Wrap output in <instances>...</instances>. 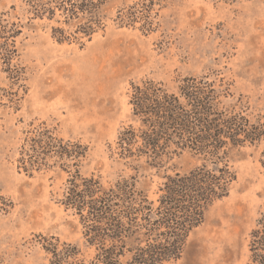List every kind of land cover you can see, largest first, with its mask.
<instances>
[{
  "label": "rangeland",
  "instance_id": "374dc122",
  "mask_svg": "<svg viewBox=\"0 0 264 264\" xmlns=\"http://www.w3.org/2000/svg\"><path fill=\"white\" fill-rule=\"evenodd\" d=\"M138 0H110L104 31L83 46L58 43L52 22L29 19L19 0H0V12L24 25L17 38L24 67L13 84L0 59V261L49 264L43 236L83 246L81 227L60 200L67 173L55 166L29 176L17 168L27 132L43 124L64 140L87 146L84 175L103 184L133 171L109 156L123 126L131 122L132 82L150 78L175 90L189 75L225 76L235 98L244 96L253 119L264 120V0H155L154 32L119 27L117 10ZM16 7L13 9L11 5ZM246 104V105H247ZM264 140L233 153L236 180L189 235L176 264H247L249 233L264 204ZM197 163L189 151L166 160L167 172ZM153 168L137 174V186L157 198L163 181Z\"/></svg>",
  "mask_w": 264,
  "mask_h": 264
},
{
  "label": "trees",
  "instance_id": "16d2710c",
  "mask_svg": "<svg viewBox=\"0 0 264 264\" xmlns=\"http://www.w3.org/2000/svg\"><path fill=\"white\" fill-rule=\"evenodd\" d=\"M19 1L30 20L52 22L51 37L58 43L83 46L106 28L103 7L110 0ZM155 3L138 0L119 8L115 20L119 27L152 33ZM23 29L7 11L0 12V59L8 78L19 86L25 70L15 63L16 41ZM231 86L225 76L208 75L185 76L175 90L150 78L132 82L131 122L109 145V156L133 173L120 174L107 185L97 174L81 173L86 145L57 137L44 124L29 130L17 168L29 176L55 166L67 173L60 203L77 219L83 239L80 247L43 236L49 264H176L207 210L229 195L236 180L233 153L264 140V120L252 118L244 96L235 98ZM186 150L197 163L168 173L166 160ZM260 163L264 170V149ZM147 168L163 172L156 199L137 186L138 172ZM249 252L247 264H264V204L249 233Z\"/></svg>",
  "mask_w": 264,
  "mask_h": 264
}]
</instances>
